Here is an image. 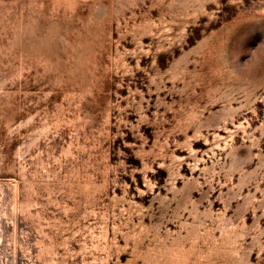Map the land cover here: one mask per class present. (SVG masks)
Returning a JSON list of instances; mask_svg holds the SVG:
<instances>
[{"label":"rangeland","instance_id":"1","mask_svg":"<svg viewBox=\"0 0 264 264\" xmlns=\"http://www.w3.org/2000/svg\"><path fill=\"white\" fill-rule=\"evenodd\" d=\"M0 264H264V0H0Z\"/></svg>","mask_w":264,"mask_h":264}]
</instances>
